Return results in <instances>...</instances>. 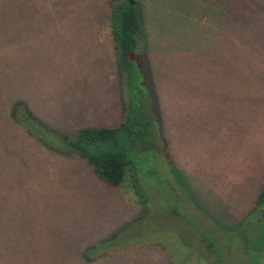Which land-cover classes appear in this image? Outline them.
<instances>
[{"label": "rangeland", "instance_id": "obj_1", "mask_svg": "<svg viewBox=\"0 0 264 264\" xmlns=\"http://www.w3.org/2000/svg\"><path fill=\"white\" fill-rule=\"evenodd\" d=\"M140 1L153 132L111 187L60 136L122 120L108 0H0V264H264V0Z\"/></svg>", "mask_w": 264, "mask_h": 264}, {"label": "trees", "instance_id": "obj_2", "mask_svg": "<svg viewBox=\"0 0 264 264\" xmlns=\"http://www.w3.org/2000/svg\"><path fill=\"white\" fill-rule=\"evenodd\" d=\"M138 2L141 1L108 0L106 11L114 64L124 91L122 120L116 126H83L70 134L60 133L66 145L64 150L82 158L94 176L111 187L118 186L124 175L128 180L133 178L136 171L132 160L150 148L147 144L153 132L149 110L142 101L134 99L143 85L140 55L146 47V30ZM21 109L26 115V109ZM16 110L12 115L18 124ZM138 202L141 204L139 199ZM254 205L264 207V185L256 194Z\"/></svg>", "mask_w": 264, "mask_h": 264}]
</instances>
